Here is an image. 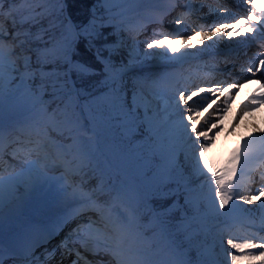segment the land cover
<instances>
[{
  "label": "snow or ice",
  "instance_id": "snow-or-ice-1",
  "mask_svg": "<svg viewBox=\"0 0 264 264\" xmlns=\"http://www.w3.org/2000/svg\"><path fill=\"white\" fill-rule=\"evenodd\" d=\"M143 2L95 0L88 23L78 25L65 15L67 0H0V205L6 186L11 193L19 184L46 171L63 169L61 180L68 176H86L89 171L95 172L100 167L95 149L96 139L100 131L104 130L111 134L108 137L109 151L123 163L113 165L111 159L107 158L108 153L101 152L99 155L106 157V167L114 168L108 173L107 179L100 175V183L89 192H84L81 185H64L62 191L68 193V189H71L68 194L80 201V207L72 213L73 218L91 214L87 215L84 223L77 224L71 230L72 235L83 233L87 237L94 234L98 241L97 252L109 257L106 264H191L183 259L153 261L146 255V250L152 247L153 242L162 240L170 252L183 256L184 245L180 238L188 227L185 221L190 211L189 205L193 202L191 193L195 191L189 185L195 180H186L185 173L188 170L180 160L184 151L180 141L185 136L189 140L193 136L196 138L192 143L199 146V151L198 155L194 154L195 168L189 175L194 176L196 170L207 175L204 167H201L200 157L203 148L210 142L209 133L213 129L208 126L212 123V113L216 112L219 118L220 111L215 108L208 112L197 110L204 109L207 103L214 101L212 88L176 90L174 107L170 110L169 105L161 108L158 103V98L166 94L160 86L163 78L126 79L135 60L136 37L146 27L140 25L137 29L129 26L127 17L130 6ZM179 2L175 0L176 4ZM192 2L185 0V6L191 8ZM257 9L262 15L253 18L260 20L261 24L247 28L249 33L253 27L264 30V6L255 5L252 11ZM253 18H249L246 23L251 24ZM44 20L48 21L47 26H41L33 33L32 27ZM151 22L162 24L163 17H155ZM172 23L179 25L181 20L177 17ZM241 23L245 21L222 24L219 31L229 37L239 35L235 30ZM8 24L11 25V31ZM108 29L113 33H128L133 44L129 45L131 51L127 62L113 59V54L118 52L123 41L107 43L104 31ZM203 35L208 39L216 36L217 31L212 28ZM169 37L179 38L182 47L194 46L191 37L185 38L180 29L171 32L154 29L151 42L145 41L147 49L168 57L169 46H166L165 41ZM81 39L89 45L97 40L105 41L103 49H96L94 63L75 59ZM172 51L179 53L178 57H170L172 61L179 62L185 58V53L179 49ZM261 70H264V59L259 60V67L256 68V71ZM246 71L253 73L254 69L249 67ZM94 77H100L95 81L94 91L77 87V80ZM216 87H220V84ZM261 89L259 97H254L253 102L246 104L245 108L264 103V83ZM232 90L230 88L229 93ZM201 92H204L205 98L203 102H198ZM220 95L225 94L221 92ZM6 98L23 100L33 112L29 124L19 130L20 135L8 142L18 145L8 153L9 161L4 159L8 144H5L2 120ZM227 99L226 96L222 111L227 110ZM182 105L187 107L182 108ZM184 112L188 113L186 117ZM176 115L180 118L174 119ZM201 128L207 130H198ZM260 131L264 133V129ZM248 159L245 151L238 150L230 166L222 172L208 169L213 173L209 180L215 184L214 209L227 213L231 211V208L226 209L230 201L233 202L232 207H238L236 201L250 203L264 197V186L256 189L257 195L248 196L241 194L233 183L234 178L238 177L237 165L243 172ZM6 164L12 169L7 177L3 175ZM17 164L20 165L19 171L15 170ZM261 181L264 182V175ZM155 202H159V205L154 206ZM260 207L264 209V200H260ZM181 208L185 210V216L177 222L175 214ZM146 217L148 223H143ZM260 231H264V221ZM258 238L264 240V236ZM68 239L65 237L60 247L67 248ZM86 243L87 239L81 246ZM227 243L232 249H240L241 252L245 249L258 251V255L233 254L232 264L242 259H248L249 264H255L256 261L264 264V243L258 245L246 240L241 244L232 239ZM55 255L56 250L52 249L36 256L35 250L29 246L24 258L27 264H50ZM77 256L72 264H79L78 253ZM17 259L11 253L7 257L12 264H16ZM0 264H6L2 243Z\"/></svg>",
  "mask_w": 264,
  "mask_h": 264
},
{
  "label": "rangeland",
  "instance_id": "rangeland-1",
  "mask_svg": "<svg viewBox=\"0 0 264 264\" xmlns=\"http://www.w3.org/2000/svg\"><path fill=\"white\" fill-rule=\"evenodd\" d=\"M173 2L175 0H144L140 6L145 5L144 8H147L149 13L144 14L146 21L142 25H146V27L136 37L137 42L134 44L135 52L133 53L135 61L131 67L141 71V76L138 75L137 78H156L160 77V70H169L172 68L178 70L177 75L179 78H177L173 86L171 85L172 87L168 86L166 79L163 78L161 80V89L166 93L158 98V103L161 108L166 104L170 106V110L174 107L176 90L188 88L191 91H198L199 89L207 90L212 88L213 93H215L214 101L207 103L204 109H197L208 112L215 108L220 111L219 118H217L216 112L212 113V123L208 127L213 129V131L209 133L210 142H208L207 147L203 148V155L200 157L206 163L204 165L203 162L201 167H204L207 175H203L196 170L194 176L190 175L191 179L195 180L190 185L194 184L195 186H199L193 192L201 190L203 186L202 191L209 194L208 199H213L215 184L214 181L209 180V177L213 173L209 172L208 169L214 172H222L228 168L230 163H227V159L232 158L233 151L239 143L234 146L229 145L226 153L222 156L225 140L229 144L231 142L234 143V140L242 134V130L254 124L247 115L242 116L241 112L244 110V104L247 98L243 99V96L240 95L239 90L235 89L234 85L245 82L250 78V74L246 71L249 67H253V72L257 74L259 71H256V68L259 67V60L264 59V57H261V53L264 52V46L256 48L254 44L264 34V30L254 27L257 29V36L255 38H235L233 36L223 35L219 31V27L222 24H234L241 20L245 21V23H241L240 30L253 25L259 26L261 21L253 17L261 16L262 14L260 9L253 12L252 8L255 5L264 6V3L260 0H193L192 7L188 8L185 6V0H180L176 6H173ZM161 16L163 17L162 24H154L151 22L153 18ZM177 17L181 20L179 25L172 23ZM249 18H253L251 24L246 23ZM212 28L216 29L217 35L205 39L203 33L210 32ZM154 29L165 32L180 29L182 34L185 35V38L188 36L191 37L194 46L188 47L185 45L182 47L179 38L169 37L165 41L166 46H169L168 57L157 54L152 49H147L145 43V41L151 42ZM201 41L203 43H200ZM131 44L133 42L128 38L121 45L129 48ZM174 49H179L181 53H185V58L182 61L174 62L170 59L174 55L179 56V53H173L172 50ZM128 51H131V48ZM261 71L259 74L264 73V70ZM238 77H241V79L239 80ZM217 84H220V87H216ZM230 88L233 89L231 93H229ZM256 91L261 92V87L257 88ZM221 92L225 95H220ZM226 96L228 98L226 104L227 110L222 111L225 107ZM204 98V92H201L198 102H203ZM193 99L197 98L194 97ZM181 107L186 108L187 106L182 105ZM183 115L186 117L188 113L184 112ZM179 118V115L174 117V119ZM20 126L23 128L25 123H20ZM198 130L206 131L207 129L201 128ZM6 136L5 131V144H8ZM98 137L95 144L96 152L99 151ZM185 140L188 141V137H183L180 142H184ZM16 147L18 146L8 144V147L5 149V161L10 160L8 153L12 152ZM220 150L221 156L216 162V157ZM184 151H186L184 156L187 157L184 161H189L188 165L191 167L189 170L190 173L195 168V160L193 157L194 154L198 155L199 146L191 142ZM113 159L120 164L123 163L115 155H113ZM99 162V168L107 170L106 165L100 160ZM93 163L95 164L96 161H93ZM99 168L95 172L98 173ZM15 170H20L19 164L16 165ZM11 171L12 169H9L6 164L3 175L7 177ZM110 171L111 168L107 170V173ZM262 172L264 170L260 171V173H255V176L251 178L250 182L249 179L244 181L234 179L233 183L236 184L241 194L252 196L255 193L248 192L250 191L248 189L256 192V189H258L257 179L261 180ZM189 173H187V176ZM62 174L63 169L46 171L43 175L35 176L28 182L19 184L11 193L8 191L7 186L5 187L3 203L0 205V243L3 244L5 250L6 264H12V261L7 260L10 253L18 257L16 264H27V260L20 259L19 255L31 243L35 247L36 256H40L45 251L55 249V258L50 262L53 264H72V261L78 258L77 253L79 254V264H105L107 262L108 256L105 253L91 252L97 250L94 246L98 247V241H96L97 239L94 234L87 237L83 233L72 235L71 230L77 224L84 223L87 215L91 214L73 218L72 213L80 207V201H77L78 206L69 209H66V206L63 207L67 199H76L68 194L71 192V189H68V193L62 191L64 185H79L80 182L75 183L71 176L66 177L65 180H61L60 177ZM247 184H249L248 189ZM25 194L28 196L31 194L44 195V199L37 210L29 213L27 216L20 215L16 211ZM260 200H264V197L250 203L247 201H236L238 207H234L232 212L226 214H211L209 216L210 220H229L239 223L228 233H224V231L219 232L217 236L218 242L212 243L208 247L206 256L211 253V250L215 251L217 248L219 260L222 261L221 263L232 264L231 256L233 254L237 256H247L249 254L258 255V251L254 249H245L243 252L240 249H232L227 241L232 239L236 243L243 244L246 240H249L258 245L264 243V240L258 238L264 236V231H260L262 221H264V212L259 213L262 209L260 207ZM232 203L229 202V204ZM10 208H15L13 213L8 211ZM240 209H246L250 213V216L240 217L239 215L242 214L238 212ZM93 217L96 219V216ZM204 219L200 218L197 221ZM29 225H32V230L27 233L26 229ZM189 231H187L189 235L194 236L196 234L191 230ZM65 237H69L66 242L68 245L67 248L60 247ZM85 239H87V243L82 247L81 244L84 243ZM219 242H225L227 247L222 245L216 246ZM202 257L204 258V254ZM236 264H249V260L242 259L237 261ZM255 264H259V261H256Z\"/></svg>",
  "mask_w": 264,
  "mask_h": 264
},
{
  "label": "trees",
  "instance_id": "trees-1",
  "mask_svg": "<svg viewBox=\"0 0 264 264\" xmlns=\"http://www.w3.org/2000/svg\"><path fill=\"white\" fill-rule=\"evenodd\" d=\"M95 4V0H67V5H68V11L74 21L75 24L78 25H84L87 24L88 21L91 18L92 15V10ZM133 9V7H130ZM66 15V12H65ZM128 21V18H127ZM48 21L44 20L41 22V24H37L32 27V32L35 33L41 26L46 27ZM7 27L11 31V25L8 24ZM25 28L28 27V25H24ZM125 34V33H124ZM123 33L116 32L113 33L112 30L108 29L104 31V36L107 37V43L111 44L115 40H122ZM105 41L103 39L94 41L92 45H89L87 41L81 39L79 47L76 50V56L75 59H79L81 61L85 62H90L94 63L95 62V54H96V49L100 48L103 49ZM36 46V45H33ZM129 51L128 48L125 46L120 45V48L118 52H115L113 54V59L116 60L117 62L119 61H125L127 62L130 57L128 55ZM105 55L107 53L105 52ZM76 79V77L74 76ZM100 79V77H94L91 79H85V80H77V86L83 87L88 91H94L95 90V81ZM126 79H135V74L132 72H128ZM82 103L84 100H81ZM55 107V105H53ZM30 107L29 105L24 102L23 100L19 98H6L5 100V105L3 108V113H2V120L3 122L10 121L16 117H18L21 113H28ZM33 112L28 113V118H32ZM111 134L108 132H105L104 130L100 131V142L101 146L104 148L105 152L108 153V157L111 158L112 163L114 161L113 155L110 151V141L108 137H110ZM100 156V155H99ZM185 156L181 154L180 160L181 163L184 164L185 168L188 170L185 173L186 180L189 181L191 180V176L188 175L190 170V166L188 165L189 161H184ZM187 159V158H186ZM204 160L200 159V163H203ZM115 163V162H114ZM205 163V162H204ZM191 173V171H190ZM89 178V184L88 185H95L97 182L95 180H98V177L95 179L90 178L89 175H87ZM191 188L195 187V185H189ZM195 196V197H194ZM192 198V204L189 205L190 211L187 212V217H195L199 216L202 212H204L205 207L207 208V205H209V200L208 199V193H205L203 191H200L197 194H194L193 196L191 195ZM181 204H183V198H181ZM159 202H155L154 206H158ZM212 209H214L212 207ZM176 220L180 219L181 217L185 216V210L181 208L176 214ZM148 222V218H147ZM146 222V223H147ZM194 227L199 226L198 224H194ZM214 235L209 234L208 236H203V235H198V237L191 238L189 240H183V258L186 261L191 262V264H211L210 261L204 260L202 257L203 254L206 253V250L209 246V244L212 242ZM186 242V243H185ZM149 252L153 256V261H159V260H170L174 261V256L171 254L169 249L166 247L165 243L160 240V241H155L153 243V247L148 249ZM169 258V259H168Z\"/></svg>",
  "mask_w": 264,
  "mask_h": 264
},
{
  "label": "bare ground",
  "instance_id": "bare-ground-1",
  "mask_svg": "<svg viewBox=\"0 0 264 264\" xmlns=\"http://www.w3.org/2000/svg\"><path fill=\"white\" fill-rule=\"evenodd\" d=\"M260 1L264 3V0H260ZM235 31L239 33V35L233 36L235 38L236 37L255 38L257 36V29L254 27L251 33L247 31V28L242 30L237 28ZM223 35L225 34L223 33ZM262 43L263 41L261 39L260 40L258 39L255 45L261 46ZM259 72L257 74L255 72L249 73L250 78H248L245 82H240L235 87L236 90H239L240 95L243 96V99L247 98V101L244 104V106L250 102H253V98L254 97L258 98L260 95V92L256 90L257 88L261 87L259 86V82L264 81V75L259 74ZM241 114L242 116L247 115L254 124L253 126H247L244 130H242L243 131L242 134H244V137L241 139L240 144L237 146V148L233 151L232 158L238 150L245 151L249 156L247 166L243 172H241L239 164L237 165L238 177L234 179L238 181H244L246 179H249L250 182L252 176L257 171L264 169V133L260 131L261 129H264V103H260L258 106L251 108L244 107V110L241 112ZM245 133H251V135L247 136ZM232 158L227 159V163H230L232 161ZM248 185H247V189H248ZM262 186H264V183L262 182L259 183L258 189ZM248 190H250L253 194L255 193L254 195H257V191L255 192L252 189H248ZM261 198L263 197H260V199ZM263 212L264 209H261L259 213H263Z\"/></svg>",
  "mask_w": 264,
  "mask_h": 264
},
{
  "label": "water",
  "instance_id": "water-1",
  "mask_svg": "<svg viewBox=\"0 0 264 264\" xmlns=\"http://www.w3.org/2000/svg\"><path fill=\"white\" fill-rule=\"evenodd\" d=\"M69 16V15H68Z\"/></svg>",
  "mask_w": 264,
  "mask_h": 264
}]
</instances>
